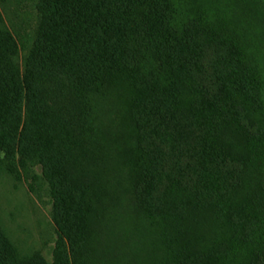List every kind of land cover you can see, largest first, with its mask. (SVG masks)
Segmentation results:
<instances>
[{
	"label": "trees",
	"instance_id": "obj_1",
	"mask_svg": "<svg viewBox=\"0 0 264 264\" xmlns=\"http://www.w3.org/2000/svg\"><path fill=\"white\" fill-rule=\"evenodd\" d=\"M229 1L38 0L23 65L0 31V169L41 166L58 234L49 262L0 227V264H89L96 150L159 236L146 264H264V43L257 9ZM104 99L118 123L100 129Z\"/></svg>",
	"mask_w": 264,
	"mask_h": 264
},
{
	"label": "rangeland",
	"instance_id": "obj_2",
	"mask_svg": "<svg viewBox=\"0 0 264 264\" xmlns=\"http://www.w3.org/2000/svg\"><path fill=\"white\" fill-rule=\"evenodd\" d=\"M215 1L220 7L229 4V0ZM235 8L243 14L245 3L254 7L260 20L255 21L259 35L264 43V1L236 0ZM38 0H0V31L11 33L19 44L18 62L23 65L26 56L36 40L40 23L37 9ZM240 5V6H237ZM234 7V6H233ZM250 9V8H249ZM264 57V55H262ZM97 123L100 129L108 126L111 120L118 123L116 103L110 99L98 102ZM112 132H108V134ZM109 136V137H111ZM101 156L108 161L104 170V193L101 200L95 202L97 217L94 219L90 234L89 264H146L150 259L152 243L158 240V234L147 224L135 218V210L129 199L126 172L111 153L96 150L94 161H90V170L101 172L105 163L96 162ZM113 167H116L114 169ZM53 200L48 183L43 177L38 163L29 164L22 171L21 179L0 169V227L15 247L20 257L27 258L40 253L52 262L58 234L52 217Z\"/></svg>",
	"mask_w": 264,
	"mask_h": 264
}]
</instances>
